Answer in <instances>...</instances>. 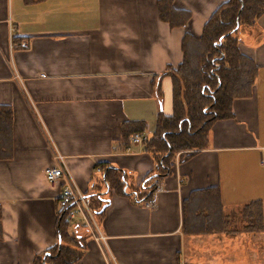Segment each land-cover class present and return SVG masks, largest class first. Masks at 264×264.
Returning <instances> with one entry per match:
<instances>
[{
	"label": "crops",
	"instance_id": "1",
	"mask_svg": "<svg viewBox=\"0 0 264 264\" xmlns=\"http://www.w3.org/2000/svg\"><path fill=\"white\" fill-rule=\"evenodd\" d=\"M227 1L174 0L191 17L172 27L158 0H0V104L13 111L12 157L0 159V264H33L58 243L67 184L103 204L68 217L84 246L77 264L236 262L243 234L186 232L185 202L217 187L227 214L264 206V14L238 33L240 51L259 67L252 96L233 101V117L215 121L206 147L175 156L151 203L134 201V190L154 173V157L126 130L142 122L151 138L160 112L172 114L166 72L183 61V37L201 36ZM63 163L67 178L49 183L46 170ZM110 169L127 194L110 188ZM261 234L247 235L255 246Z\"/></svg>",
	"mask_w": 264,
	"mask_h": 264
},
{
	"label": "trees",
	"instance_id": "2",
	"mask_svg": "<svg viewBox=\"0 0 264 264\" xmlns=\"http://www.w3.org/2000/svg\"><path fill=\"white\" fill-rule=\"evenodd\" d=\"M173 3L174 0H158L160 18L172 27L186 26L191 13L176 9ZM263 14L264 0H228L204 25L201 36L184 35L183 61L166 72L173 83V112L166 115L161 111L155 133L144 139L154 157L155 170L134 190V201L145 203L151 199L158 181L171 172L175 156L180 152L181 159L188 158L194 154L190 151L206 147L215 121L233 117V101L252 96L259 67L240 51L238 33L242 26L253 24ZM12 128V108L0 104V159L12 157ZM126 128L131 135L146 130L145 124L136 121L127 123ZM113 172L118 170L106 171L108 185L127 194V181ZM90 205L94 212L103 208L102 203L95 206L90 201ZM70 210L71 207H64L58 213V243L37 256L33 264H77L82 258L84 246L71 231ZM240 213L238 216L245 222L241 233L257 235L264 231L261 200L246 204ZM236 215L225 212L217 187L195 191L185 202L184 229L192 234L226 233L231 224H237Z\"/></svg>",
	"mask_w": 264,
	"mask_h": 264
},
{
	"label": "built area",
	"instance_id": "3",
	"mask_svg": "<svg viewBox=\"0 0 264 264\" xmlns=\"http://www.w3.org/2000/svg\"><path fill=\"white\" fill-rule=\"evenodd\" d=\"M24 45L26 46V44ZM145 138L146 137L143 133H135L132 136V141L135 143H141ZM68 175L69 174L64 163L60 166L50 167L45 172L46 180L49 183H55L58 180L66 179ZM148 201L150 203L152 202L151 199H149ZM59 205L61 206V208L71 207V210L68 213V217L70 219L73 218L72 208H78L82 212L85 211L87 213H85L86 215H92L94 212L86 194L72 184H67L62 188L59 196ZM98 239L102 243H106L105 236L99 234Z\"/></svg>",
	"mask_w": 264,
	"mask_h": 264
},
{
	"label": "rangeland",
	"instance_id": "4",
	"mask_svg": "<svg viewBox=\"0 0 264 264\" xmlns=\"http://www.w3.org/2000/svg\"><path fill=\"white\" fill-rule=\"evenodd\" d=\"M142 186V184H141ZM237 224H231L227 228L226 234L235 235V233L243 234L237 241L239 251H235V263L234 264H264V234L257 236L256 243L254 246L255 239L252 236L240 231L245 226V222L240 218V210L236 212ZM241 257V259H240ZM238 260V261H237ZM229 262V259H228Z\"/></svg>",
	"mask_w": 264,
	"mask_h": 264
},
{
	"label": "water",
	"instance_id": "5",
	"mask_svg": "<svg viewBox=\"0 0 264 264\" xmlns=\"http://www.w3.org/2000/svg\"><path fill=\"white\" fill-rule=\"evenodd\" d=\"M104 177H105V174H104Z\"/></svg>",
	"mask_w": 264,
	"mask_h": 264
}]
</instances>
